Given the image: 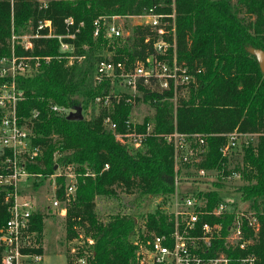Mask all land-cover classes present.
<instances>
[{
  "label": "trees",
  "instance_id": "trees-1",
  "mask_svg": "<svg viewBox=\"0 0 264 264\" xmlns=\"http://www.w3.org/2000/svg\"><path fill=\"white\" fill-rule=\"evenodd\" d=\"M161 2L163 6H159ZM173 2L177 59L195 73L194 81L185 87L187 96L182 94L185 88L175 95L173 89L156 92L148 86H141L140 96H115L109 80L95 83L99 61L121 60L130 65L145 59L154 51L155 37L152 27L137 24L131 27L129 35L109 39L103 19L101 32L94 34L95 20L101 16L136 15L151 7L170 11ZM67 17L74 19L70 26L65 22ZM42 18L52 20L57 35L74 33L73 39L65 37L74 44L70 55L84 59L66 57L58 37L35 38L32 51L23 49L21 39L13 40L16 31L33 35ZM167 38L173 42V35ZM249 47L264 49V0H51L47 7H41L37 0H0V58L13 52H31L41 57L39 70L18 80L24 91L18 115L30 128L33 143L42 148L41 155L28 167L45 176L55 173L60 166L74 167L78 182L76 197L67 204L66 238L85 240L87 248L78 246L76 254L86 257L88 264H138L132 239L138 218L116 214L104 221L97 214L95 199L98 195L117 196L121 192L141 197L173 194L180 169L176 170L175 148L164 135L175 130L206 134V150L202 153L200 146L192 142L193 149L196 146L199 150H194V159L199 160H194L192 166L198 169L223 167L225 159L220 147L226 141V133L238 130L258 134L256 143L251 140L243 146V164L236 163L235 168L245 180L237 189L243 200L250 202L252 215L259 223L257 232L245 224V232L252 238L246 253L254 254L253 264H264V73ZM104 51H113V55L104 56ZM197 69L201 71L196 72ZM109 95V104L100 102L97 113L82 119H68L53 108L57 105L83 109L90 102L96 103L97 97ZM170 98L177 101L175 111ZM136 100L150 105L153 115L128 129L126 121ZM107 117L117 123L116 131L120 133L147 132L148 124L152 125L151 131L143 145L135 147L107 129ZM182 166L191 167L190 163ZM224 172H230L228 165ZM64 177L58 178L61 198L65 195ZM200 193L207 199L209 210L221 200L217 188ZM5 194L0 190V233L9 218ZM44 217L37 211L32 218V228L40 236ZM234 218L232 213L202 215L203 220L220 222L223 235L228 233ZM174 224L173 214L157 208L146 215L148 233L137 231V236L147 238L153 231L171 233ZM37 251L43 252L42 247ZM221 253L233 258L232 264H241L239 258L245 254L226 244L223 238L215 241L211 251L215 255ZM1 257L0 247V264Z\"/></svg>",
  "mask_w": 264,
  "mask_h": 264
},
{
  "label": "built area",
  "instance_id": "built-area-1",
  "mask_svg": "<svg viewBox=\"0 0 264 264\" xmlns=\"http://www.w3.org/2000/svg\"><path fill=\"white\" fill-rule=\"evenodd\" d=\"M37 1L41 7H47L51 2V0ZM134 16L142 18L139 24L148 25L155 32L154 51L145 59H138L130 65L126 61L102 59L97 63L95 69V83L101 84L109 80L113 85L112 93L115 96H120L123 93L135 97L140 96L141 86H148L151 91L156 92L173 89L176 95L180 88H185L194 81L195 73L188 64L178 61L176 44L167 38L168 34H175V19H172L174 24L172 22L171 27H167L166 17L170 15L158 12L155 7ZM121 17L122 15H112L97 18L94 22V34L99 35L101 32V20L103 19L107 38L115 39L129 35L130 32L125 33L117 22ZM65 22L70 26L74 23V19L67 17ZM43 31L46 32L43 33ZM39 37H58L61 51L65 53L66 57L73 59L74 56L70 54L74 52V44L65 40V37L73 39L75 34H55L52 20L48 18L39 20L37 30L33 35H13V40L21 39L23 49L32 51L34 39ZM146 41H149V38ZM44 58L49 59L48 56ZM40 64L41 57L31 52L23 54L13 52L10 56L0 58V190L6 193L5 200L8 203L9 211V218L0 233L1 264H41L40 262L43 260V252L37 251L41 247L38 241L39 232L32 228V218L38 211V205L31 195L25 193L32 184L30 177L44 175L33 172L28 167L36 160V157L41 155L42 148L33 143L31 130L26 123L21 121L17 110L19 101L24 98V91L19 87L18 80L21 77L35 74L39 70ZM200 71L201 69L196 70V72ZM123 86L130 92L122 91L120 87ZM96 99L103 101L104 104H109L111 101L110 95ZM53 108L61 107L55 105ZM104 122L107 129L114 131L117 138L125 139L135 147L143 145L152 127L151 124H148L147 132L120 133L116 131L117 123L110 117H107ZM126 122L128 129L135 128L136 122L133 119ZM164 136L166 141L175 148L176 170L184 163H190L192 167L194 162L193 140L200 146V153L206 150V134L183 133L175 130ZM226 137L225 143L220 147L222 157L225 159L223 167L221 169L201 167L198 169L201 175H205L209 170L224 172L227 165L231 170L230 162L240 153L242 155L243 146L253 140L249 133L238 130L226 133ZM198 160L196 159V161ZM108 167L109 165L106 164L105 168ZM178 183L177 176L176 186ZM76 189L77 186L72 180L67 183L65 192L68 200L75 198ZM175 204L174 210L166 212L173 214L175 219L174 229L171 233H154L147 238L137 236L133 240L136 245L138 264H232L233 258L229 255L211 254L215 241L222 238L225 239L226 244L245 252L239 258L241 264H253L254 254L246 253L252 238L245 232V224L249 229L253 228L257 232L259 223L252 215L251 210L237 209L236 206H233L234 202L231 198L224 200L222 195L220 202L212 210H209L206 208L207 199L204 195H199V191L185 194L179 199L177 197ZM51 207L59 210L61 215L67 213V205L62 206L58 197H55L51 202ZM227 213L235 214V218L228 226L226 235L222 234L220 222L213 223L202 219V215L205 214L222 216ZM195 230L197 232H193ZM78 263L88 264V260L83 256L71 262V264Z\"/></svg>",
  "mask_w": 264,
  "mask_h": 264
},
{
  "label": "rangeland",
  "instance_id": "rangeland-1",
  "mask_svg": "<svg viewBox=\"0 0 264 264\" xmlns=\"http://www.w3.org/2000/svg\"><path fill=\"white\" fill-rule=\"evenodd\" d=\"M173 3L172 9L170 11L158 12L170 15L166 17L168 25L167 27H171V24L175 19V34L171 33L170 35H173V42L176 44V8L175 3L174 6ZM163 5L164 4H159V6ZM141 19L142 18H138L134 15L122 16L117 20V22L122 26L125 33L128 34L129 32H131V27L139 24ZM15 35L21 36L29 34H20L16 31ZM170 35L168 34V36ZM112 55L113 51H104V56L111 57ZM75 59L81 61L84 59V56H76L73 60ZM120 88L122 91L127 92L128 90L130 92V90L124 86ZM182 94L183 96H187V89L184 90ZM175 98H170L173 102V104L171 105V109L173 111L176 110L178 105ZM95 102L96 103L90 102L87 108L82 109L84 117H89L93 113L98 112L99 103L102 101L95 99ZM135 102V105H133L132 107L130 119H133L137 123L142 122L146 117H151L153 115L152 107H150V105H148L146 102H143L142 100H136ZM58 110L66 115H68L71 111H76V109H65L63 107L59 108ZM251 136L254 140V143H256L258 141V134ZM193 141L195 142V140ZM194 150L195 152L199 151L198 147L196 146ZM196 159L199 158L196 157L194 160L196 161ZM236 163H239L241 165L243 164L241 155L237 156L235 159H233V161L230 162V172L225 173L218 172L216 170H209L205 175H201L198 171V168L196 167L181 166L179 168L180 172L178 174L179 183L177 184V186H175V192L168 196L147 195L141 197L135 193L125 192H121L117 196L98 195L95 199L97 214L104 221H109L116 214L136 216L138 218L136 234L132 235V239L135 240L138 234L137 231L148 233L147 227L145 225L147 213L154 211L157 208H159L160 210H164L165 212H170L175 208L177 197L179 199L183 197V195L188 193L191 194L195 191H199V195H201L202 193L200 192L206 191V189L217 188L222 195V199L227 200L231 198L234 202L233 206H236L237 209L251 210L250 202L243 200L240 189H237L238 186L245 183V180L243 179V176L240 175V171L234 168ZM69 173H71L72 175H68ZM59 175L65 176V187L71 180L75 184L78 182L77 173L75 172L72 165L65 167L60 166V168L56 170L53 176L51 174L48 176L43 175L30 177L32 184L25 191V193L31 195V197L36 201V204L38 205V212H42L45 215L43 220V234L41 236L39 234L38 237V241L43 249V260L40 262L41 264H71V262L79 258V256L76 254L78 246H80L81 249L87 248L86 242L82 237L76 238L71 241L67 240L66 215H61L58 212L59 210L53 209V207H51V202L55 199V197H58V199L61 201L62 206L67 205L74 200V198L68 200L66 192L65 195L62 196V198L58 195V188L60 186L58 184ZM228 203L231 204L230 202ZM193 232H197V230ZM154 233L156 232L153 231L152 234Z\"/></svg>",
  "mask_w": 264,
  "mask_h": 264
},
{
  "label": "water",
  "instance_id": "water-1",
  "mask_svg": "<svg viewBox=\"0 0 264 264\" xmlns=\"http://www.w3.org/2000/svg\"><path fill=\"white\" fill-rule=\"evenodd\" d=\"M249 52L252 53L259 65H260V68L262 70V72L264 73V49L262 48H257V47H249ZM84 116H83V113H82V108L81 107H78L76 108V111H71L68 115H67V118L68 119H82Z\"/></svg>",
  "mask_w": 264,
  "mask_h": 264
}]
</instances>
